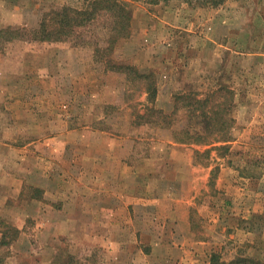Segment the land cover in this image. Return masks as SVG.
I'll return each mask as SVG.
<instances>
[{
    "label": "rangeland",
    "instance_id": "rangeland-1",
    "mask_svg": "<svg viewBox=\"0 0 264 264\" xmlns=\"http://www.w3.org/2000/svg\"><path fill=\"white\" fill-rule=\"evenodd\" d=\"M90 1L0 0V29L30 36L0 39V264L264 262V0H121L133 30L110 57L155 99L99 61L105 17L90 44L33 40L52 6ZM156 108L171 125L145 122ZM222 109L230 141L178 139L203 128L189 110Z\"/></svg>",
    "mask_w": 264,
    "mask_h": 264
},
{
    "label": "trees",
    "instance_id": "trees-1",
    "mask_svg": "<svg viewBox=\"0 0 264 264\" xmlns=\"http://www.w3.org/2000/svg\"><path fill=\"white\" fill-rule=\"evenodd\" d=\"M192 7H206V8H217L225 3L226 0H184ZM105 17L106 22L100 25L101 27L107 28L108 34L105 38L106 45H101L95 49L99 61H103L109 70L124 72L127 78H136L147 81V93L149 98H156L157 86L156 83L151 81L152 74H146L141 72L137 67L133 65H127L116 62L110 53L113 51L116 43L128 37L133 30L132 18L130 9L127 4L121 0H92L86 7L78 9L69 5L52 6V8L43 14V17L39 23V26L34 28L32 33L33 40L39 41H67L73 40L75 45L90 44V40H86L84 33L86 30L96 28L100 18ZM25 29L6 27L0 29V39L4 41H12L16 38H27L30 39ZM29 32V31H28ZM96 44H99V36L95 35ZM229 91V90H228ZM189 98V97H188ZM189 102V101H188ZM150 115H155L158 118H144L145 122H158L171 125L167 122L169 114L163 113L162 110L157 108L153 112H148ZM193 115L197 118L202 117L203 121L200 122L203 126L196 131H185V138H178L184 142H205L206 136H216L214 142H227L230 141L232 136L231 131L228 128L230 120L225 115L224 110L213 112V115H208L207 112H202L201 115L194 114L195 112L189 110V115ZM142 118L144 116H141ZM163 118L161 122L159 118ZM218 125L219 128H216ZM193 139V140H192ZM228 149L227 146H220L222 149ZM217 148V147H216ZM8 240L6 236L1 237L0 245L7 244ZM210 264H264L261 259L247 256L244 253L234 256L231 259L223 258L221 252L213 250L210 254Z\"/></svg>",
    "mask_w": 264,
    "mask_h": 264
},
{
    "label": "crops",
    "instance_id": "crops-1",
    "mask_svg": "<svg viewBox=\"0 0 264 264\" xmlns=\"http://www.w3.org/2000/svg\"><path fill=\"white\" fill-rule=\"evenodd\" d=\"M189 219V218H188ZM188 219H186L185 220V224H189V220ZM189 250V249H188ZM210 254H211V252L209 253V258H210ZM186 257H189V252L188 251H186ZM169 259L170 260H173V261H175V262H177L178 261V259L177 258H175V256H169ZM209 262H210V259H209ZM208 264V263H207Z\"/></svg>",
    "mask_w": 264,
    "mask_h": 264
}]
</instances>
